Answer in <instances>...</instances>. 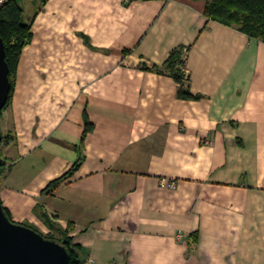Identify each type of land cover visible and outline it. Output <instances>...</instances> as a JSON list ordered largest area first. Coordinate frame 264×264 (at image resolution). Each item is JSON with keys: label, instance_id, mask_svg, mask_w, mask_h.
Segmentation results:
<instances>
[{"label": "crops", "instance_id": "0c3cea01", "mask_svg": "<svg viewBox=\"0 0 264 264\" xmlns=\"http://www.w3.org/2000/svg\"><path fill=\"white\" fill-rule=\"evenodd\" d=\"M205 1L18 0L32 36L0 111L11 220L80 264H264V41ZM178 45L195 98L164 69Z\"/></svg>", "mask_w": 264, "mask_h": 264}, {"label": "trees", "instance_id": "16d2710c", "mask_svg": "<svg viewBox=\"0 0 264 264\" xmlns=\"http://www.w3.org/2000/svg\"><path fill=\"white\" fill-rule=\"evenodd\" d=\"M203 13L207 18L234 25L248 36L264 41V0H206ZM31 36L30 24L22 19V8L18 0H5L0 4V37L4 45L9 79L7 100L3 108L11 98L18 56L24 44L30 41ZM183 50L182 45L172 48L163 65L165 71L178 84L176 95L179 98H195L198 94L192 93L188 87V73L184 66ZM90 128V123L85 119L84 130ZM59 179L52 180L44 190L53 186ZM3 209L10 218L4 206ZM44 236L55 238L53 235ZM55 239L67 248L70 254L69 264L81 263L77 248L71 245L68 239Z\"/></svg>", "mask_w": 264, "mask_h": 264}, {"label": "water", "instance_id": "95a60500", "mask_svg": "<svg viewBox=\"0 0 264 264\" xmlns=\"http://www.w3.org/2000/svg\"><path fill=\"white\" fill-rule=\"evenodd\" d=\"M9 90L8 66L0 37V110ZM2 135L0 131V141ZM64 244L32 227L11 220L0 201V264H69Z\"/></svg>", "mask_w": 264, "mask_h": 264}, {"label": "built area", "instance_id": "2783aa9c", "mask_svg": "<svg viewBox=\"0 0 264 264\" xmlns=\"http://www.w3.org/2000/svg\"><path fill=\"white\" fill-rule=\"evenodd\" d=\"M4 1H5V0H0V4H2ZM174 184H175V183H174V181H172V180L169 182V186H171V187H174Z\"/></svg>", "mask_w": 264, "mask_h": 264}, {"label": "rangeland", "instance_id": "374dc122", "mask_svg": "<svg viewBox=\"0 0 264 264\" xmlns=\"http://www.w3.org/2000/svg\"><path fill=\"white\" fill-rule=\"evenodd\" d=\"M24 2V1H23Z\"/></svg>", "mask_w": 264, "mask_h": 264}]
</instances>
